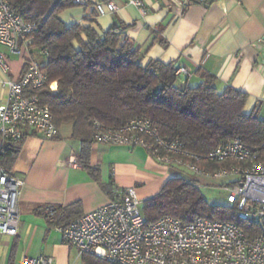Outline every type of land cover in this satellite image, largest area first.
I'll return each mask as SVG.
<instances>
[{
  "label": "crops",
  "instance_id": "obj_1",
  "mask_svg": "<svg viewBox=\"0 0 264 264\" xmlns=\"http://www.w3.org/2000/svg\"><path fill=\"white\" fill-rule=\"evenodd\" d=\"M95 1L59 16L66 26L90 25L99 35L111 25L127 26V36L142 54V65L149 60L187 65L192 69L188 79L192 86L202 81L199 73L211 74L219 91L231 87L246 93L243 112L256 108L264 120V47L259 42L264 37V0H146L144 13L118 1L119 10L104 16L96 15ZM0 52L7 66L6 71L0 68L3 105L7 102L3 82L20 78L27 54L13 53L6 46ZM31 57L43 61L36 52ZM70 133L71 126L63 125L54 139L27 135L10 142L17 152L6 169L24 184L18 198V233L0 236V264H19L24 256L39 255L50 256L53 264H83L82 254L64 243L61 233L44 218L45 206L61 207L68 222L129 187L144 201L178 176L173 167L156 162L141 147L94 142L88 162L98 171L95 180L80 160V142Z\"/></svg>",
  "mask_w": 264,
  "mask_h": 264
},
{
  "label": "built area",
  "instance_id": "obj_2",
  "mask_svg": "<svg viewBox=\"0 0 264 264\" xmlns=\"http://www.w3.org/2000/svg\"><path fill=\"white\" fill-rule=\"evenodd\" d=\"M90 1L73 2L88 7ZM118 1L144 13L146 0H96L93 9L97 16L114 13L119 10ZM35 29L36 25L24 21L7 0H0V47L27 54L20 78L3 82L7 102L0 105V155L6 143L18 142L27 135L44 140L59 135L49 106L41 104L33 93L41 87L57 91V82L51 81L31 57L29 35ZM259 42L264 47V37ZM36 53L47 55L44 49ZM0 68L7 70L1 52ZM173 70L181 86L192 74L187 65L173 66ZM91 138L100 144L141 147L156 162L185 169L194 178L225 180L226 201L235 207L237 217L249 224V233L234 222L201 217L183 223L164 216L145 224L136 189L129 187L107 204L57 226L64 243L111 264H264V158L239 137L199 155L186 150L178 139L161 136L150 119L141 117L120 126L95 120ZM200 162L207 166H199ZM23 184L11 171L0 168V236L14 237L18 233V198ZM61 213V207L45 206L42 210L47 221L58 219ZM19 264H53V260L46 255L24 256Z\"/></svg>",
  "mask_w": 264,
  "mask_h": 264
},
{
  "label": "trees",
  "instance_id": "obj_3",
  "mask_svg": "<svg viewBox=\"0 0 264 264\" xmlns=\"http://www.w3.org/2000/svg\"><path fill=\"white\" fill-rule=\"evenodd\" d=\"M7 1L24 21L36 25L29 35L31 49L47 52L40 65L50 80L57 82L56 92L41 87L33 93L41 104L49 106L57 128L71 126L70 137L80 142V160L93 179H98V171L88 161L95 120L120 126L135 118L150 119L161 136L178 139L186 150L199 155L239 137L264 158V120L259 119L256 108L243 112L246 93L231 87L219 91L216 78L200 70V83L192 86L187 80L181 86L172 63L149 60L142 65L140 49L123 24L111 25L101 35L90 25L66 26L59 15L78 6L74 0ZM16 152L15 146L6 143L0 168L7 170ZM197 183L196 178L169 179L157 194L143 201L145 224L164 216L183 223L201 217L231 221L249 233V224L237 217L234 206L208 205ZM63 215L62 210L51 224L57 227L72 221L66 222ZM82 263L111 264L87 253L82 254Z\"/></svg>",
  "mask_w": 264,
  "mask_h": 264
},
{
  "label": "rangeland",
  "instance_id": "obj_4",
  "mask_svg": "<svg viewBox=\"0 0 264 264\" xmlns=\"http://www.w3.org/2000/svg\"><path fill=\"white\" fill-rule=\"evenodd\" d=\"M43 60L42 58H40ZM65 130V129H64ZM176 172L178 173L177 177H181L187 180H192L194 179V176L191 172L182 169V168H174ZM196 181L198 182V188L199 191L204 199V201L211 206H217L220 208H230L231 205L227 203L226 201V196H227V191L225 190L224 184L226 183L225 180H218V181H213V180H208V179H202V178H196ZM140 211L142 213L143 211V198L140 199ZM238 215V214H237Z\"/></svg>",
  "mask_w": 264,
  "mask_h": 264
}]
</instances>
